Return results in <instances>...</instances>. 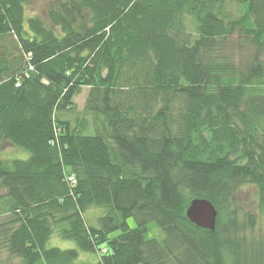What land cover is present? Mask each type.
<instances>
[{"label": "trees", "instance_id": "1", "mask_svg": "<svg viewBox=\"0 0 264 264\" xmlns=\"http://www.w3.org/2000/svg\"><path fill=\"white\" fill-rule=\"evenodd\" d=\"M29 2L0 0V144L27 152L0 157V264H264L235 197L252 186L264 215V0ZM84 86L92 123L71 125ZM196 197L214 230L186 217Z\"/></svg>", "mask_w": 264, "mask_h": 264}, {"label": "rangeland", "instance_id": "2", "mask_svg": "<svg viewBox=\"0 0 264 264\" xmlns=\"http://www.w3.org/2000/svg\"><path fill=\"white\" fill-rule=\"evenodd\" d=\"M48 0H30V2L26 5L25 14L26 15H41L46 6ZM231 12L233 15H237L241 12L240 6L234 2H231L230 5ZM27 20H25V24ZM88 91V87L84 86L81 88L80 92L76 94L73 98L74 100V107L71 109H66L61 112L60 117L63 119H68L71 125L74 124L76 121L75 118L85 117L87 123H92V116H87L83 114L82 109L85 101V97ZM89 126L87 130H89ZM89 134H93L92 130L88 132ZM15 149L12 148L11 145L0 144V157L1 158H9L6 154H10L12 158H24L27 156L26 151H20L18 156H16ZM236 197V205H237V218L239 221V229L237 230L238 236H247L248 241L252 240L253 238H258L264 236V215L261 213L256 191L250 185H243L238 188L235 194ZM6 205V204H5ZM104 210L102 207H90L85 210L82 214L85 222L90 226H97L98 225V218L103 214ZM247 213H250L254 216V225L252 228H248L244 226L242 223L246 219ZM128 225L130 227H135L136 222L135 219L130 216L127 218ZM148 229L146 231V236L148 238H155L157 240H162L163 233L161 229L156 225L154 221H151L147 225ZM119 231L115 232L114 234H118ZM245 234V235H244ZM46 245L48 247L56 246L61 249L67 248H77L76 243L71 239H65L57 234H53L47 241ZM98 259V254L94 252H85L79 250V257H78V264H94ZM6 260V253L4 249H0V262L2 263Z\"/></svg>", "mask_w": 264, "mask_h": 264}, {"label": "water", "instance_id": "3", "mask_svg": "<svg viewBox=\"0 0 264 264\" xmlns=\"http://www.w3.org/2000/svg\"><path fill=\"white\" fill-rule=\"evenodd\" d=\"M186 217L197 227L214 230L217 211L214 205L204 197L193 198L186 210Z\"/></svg>", "mask_w": 264, "mask_h": 264}, {"label": "built area", "instance_id": "4", "mask_svg": "<svg viewBox=\"0 0 264 264\" xmlns=\"http://www.w3.org/2000/svg\"><path fill=\"white\" fill-rule=\"evenodd\" d=\"M68 181H70L71 184H74L75 183V178H74V176L72 174H70L68 176Z\"/></svg>", "mask_w": 264, "mask_h": 264}, {"label": "crops", "instance_id": "5", "mask_svg": "<svg viewBox=\"0 0 264 264\" xmlns=\"http://www.w3.org/2000/svg\"><path fill=\"white\" fill-rule=\"evenodd\" d=\"M15 149V148H14ZM15 151L18 153L19 152V150L18 149H15Z\"/></svg>", "mask_w": 264, "mask_h": 264}]
</instances>
